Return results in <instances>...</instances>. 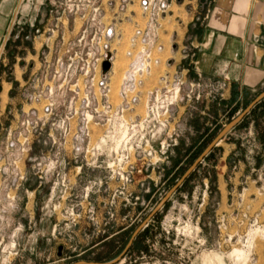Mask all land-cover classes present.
I'll use <instances>...</instances> for the list:
<instances>
[{
	"label": "rangeland",
	"instance_id": "rangeland-1",
	"mask_svg": "<svg viewBox=\"0 0 264 264\" xmlns=\"http://www.w3.org/2000/svg\"><path fill=\"white\" fill-rule=\"evenodd\" d=\"M95 1L119 31L109 98L118 106L128 40L143 23L140 0ZM214 1L169 0L161 40L184 99L161 128L146 122V95L117 114L102 109L107 99L96 90L99 112L93 93L85 108L86 82L55 78L83 21L68 0H25L29 16L14 24L0 58V264L110 263L142 225L147 252L119 264H264V120L228 133L156 211L264 92L233 89L230 98L222 84L194 75V45Z\"/></svg>",
	"mask_w": 264,
	"mask_h": 264
},
{
	"label": "built area",
	"instance_id": "built-area-1",
	"mask_svg": "<svg viewBox=\"0 0 264 264\" xmlns=\"http://www.w3.org/2000/svg\"><path fill=\"white\" fill-rule=\"evenodd\" d=\"M67 4L70 14L75 18L79 17L84 24L79 37L67 45V62L58 60L60 68L56 70L55 78L59 76L60 79L70 82L85 81L90 90L86 93L84 107L90 108L92 104L90 96L93 93L96 112H99L100 108L96 90L99 91L101 98L107 99L102 109L117 114L130 111L140 98L146 95L152 99L147 106L148 118H151L146 122L151 124L158 119L160 127H166L164 118L168 117L171 109L184 99L182 93L184 82L179 77H172L167 71L166 68L171 67L173 62L164 58L165 46L161 40L162 21L168 15L169 0L139 1L143 23L135 25L128 40L126 57L129 63L122 77L119 89L121 103L118 106H113L109 101L112 95L111 77L118 55V49L114 47L119 32L116 25L105 24L104 10L95 0H68ZM106 62L110 63V70L105 73L103 66ZM162 67L165 69L160 71L158 85L145 91L155 71ZM49 94L53 96V88L49 89ZM53 107L54 103L50 104L47 111L52 112ZM138 126L142 128L143 122L140 125L134 123L129 129L134 130Z\"/></svg>",
	"mask_w": 264,
	"mask_h": 264
},
{
	"label": "crops",
	"instance_id": "crops-1",
	"mask_svg": "<svg viewBox=\"0 0 264 264\" xmlns=\"http://www.w3.org/2000/svg\"><path fill=\"white\" fill-rule=\"evenodd\" d=\"M24 5L25 0H0V58L14 24L29 16ZM212 5L194 45V75L222 84L230 98L233 89L240 96L263 87L264 0H215Z\"/></svg>",
	"mask_w": 264,
	"mask_h": 264
},
{
	"label": "water",
	"instance_id": "water-1",
	"mask_svg": "<svg viewBox=\"0 0 264 264\" xmlns=\"http://www.w3.org/2000/svg\"><path fill=\"white\" fill-rule=\"evenodd\" d=\"M103 69H104L105 73L108 72L110 70V63L106 62L103 66ZM263 99H264V92L255 100V102H253L246 109V111L242 114V116L240 115L237 119L233 120L227 127L224 128V130L215 138V140H213V142L209 145V147L196 160V162L192 165V167L188 170V172L185 173L186 175H184L182 177V179L180 180L178 185L171 191V193L167 196L166 200L158 207V209L156 211H158L160 208H162L164 203L171 197L172 193H174V191L177 190L176 188L180 187L183 183H185L189 179V177L198 168V166L201 164V162H203L205 160V158L214 150V148H216L220 144V142L224 138H226L228 133H230L233 129H235L238 126V124L251 112V110L255 107V105L260 103ZM142 228H143V225L136 230V232L134 233V235H133L131 241L129 242L128 246H126L127 248L123 252L121 257L119 256L117 259H115L114 261H112L110 263H94V264H117V263H119L126 256L129 249L131 247H133L132 245H133L135 239L137 238V236L139 235L140 231L142 230ZM76 264H88V263L80 262V263H76Z\"/></svg>",
	"mask_w": 264,
	"mask_h": 264
},
{
	"label": "trees",
	"instance_id": "trees-1",
	"mask_svg": "<svg viewBox=\"0 0 264 264\" xmlns=\"http://www.w3.org/2000/svg\"><path fill=\"white\" fill-rule=\"evenodd\" d=\"M259 110H262V111L259 112ZM234 113L235 112H233V114ZM253 118H255L254 120H256L257 122H260V120H264V99L260 103L255 105V107L251 110V112L239 123L240 125L237 126L236 128L242 126L243 124L249 125V121L251 119H253ZM219 130H220L219 128L215 129L213 131L212 135L213 136H214V134L217 135ZM262 142L264 144V129H263ZM199 150L200 149H197V151H199ZM196 154L198 155L199 153L195 152V155ZM210 157H211V153L205 158V160L210 159ZM192 177H193V175H191L189 177V179L184 183L183 186H185L191 180ZM146 238H147V230L143 231V233H141V234H139L137 236V238L135 239V241H134V243L132 245L133 247H131L129 249V251L126 254V257L131 256L133 254V252H136L138 254L146 253L147 252V248L144 247V245H142V244H144V241H145ZM129 242L124 246L125 248H127L126 246H128ZM117 264H119V263H117ZM126 264H129V263H126Z\"/></svg>",
	"mask_w": 264,
	"mask_h": 264
}]
</instances>
